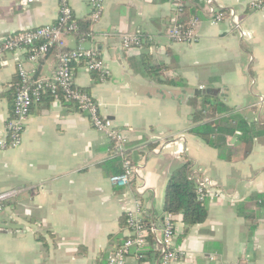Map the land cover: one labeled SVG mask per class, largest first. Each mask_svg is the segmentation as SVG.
<instances>
[{
    "label": "crops",
    "instance_id": "obj_1",
    "mask_svg": "<svg viewBox=\"0 0 264 264\" xmlns=\"http://www.w3.org/2000/svg\"><path fill=\"white\" fill-rule=\"evenodd\" d=\"M88 1L70 0L75 19L88 17ZM252 1L212 0L225 12L212 24L207 0H104L83 42L75 33L63 37L65 48L99 45L108 75L101 78L76 63L74 82L123 129L124 156L136 172L129 185L112 186L108 177L118 161L105 134L92 128L75 103L43 95L31 106L21 143L0 149V193L18 191L0 214V264H107L108 252L128 234L122 216L136 203L161 228L168 177L186 161L193 179L208 177L219 196L207 197L205 220L185 234L177 218L181 254L173 264H264V7L255 10ZM189 5L198 10V41L173 42L167 31ZM57 13V0L26 6L0 0V42L54 22ZM124 32L151 40L125 50ZM27 50L0 57V130L11 114L16 63L34 77H49L59 53L53 47L44 59L30 61ZM144 56L165 70L157 76L135 71L132 63ZM164 78L180 83L169 85ZM200 88L217 89L209 94L230 109L233 123L247 122L249 136L235 134L214 149L190 133L205 94H196ZM135 253L156 264L148 245L140 252L132 248L126 264L138 263Z\"/></svg>",
    "mask_w": 264,
    "mask_h": 264
},
{
    "label": "built area",
    "instance_id": "obj_2",
    "mask_svg": "<svg viewBox=\"0 0 264 264\" xmlns=\"http://www.w3.org/2000/svg\"><path fill=\"white\" fill-rule=\"evenodd\" d=\"M23 6L29 5L34 0H19ZM104 0H89V19L96 22L102 13ZM58 13L54 22L28 29L3 39L0 42V57L8 51L32 47L28 53L30 61H38L45 58L48 51L55 47L59 49L57 61L52 75L49 77H34L29 73L22 62L16 63L17 82L14 91L11 114L5 123V129L0 130V149H11L21 143L25 121L33 103L39 101L47 92H60L62 99L75 103L82 110L93 129L102 132L114 147V152L124 160L123 171L108 177L112 186L124 187L131 182L136 169L134 164L124 156V144L126 137L120 127L113 125L112 121L102 116L94 97L86 90L75 85L73 78V65L83 64L89 71H96L101 78L108 75L103 60L95 48H65L63 37L76 33L78 25L75 21L70 0H57ZM209 22L215 24L225 17V12L207 0ZM250 6L255 9L264 7V0H253ZM197 19L192 18L187 27L177 21L170 25L167 31L168 38L177 43H193L198 41L196 35ZM240 29V27H239ZM241 31V29H240ZM106 35V34H105ZM86 38L80 36L78 40L83 42ZM151 37L142 33L124 32L120 34L121 47L125 50L139 48L145 40ZM199 198L213 199L219 196V191L211 185L208 177L196 180ZM15 189L0 193V214L4 211L5 201L16 194ZM141 207L136 203L133 211L127 213L126 238L107 254V264H126V256L132 248L140 252L146 245L147 229L153 234V239L159 248V257L156 264H173L180 257V249L175 243V224L171 222L170 215H164L161 228L153 223L144 227L142 225Z\"/></svg>",
    "mask_w": 264,
    "mask_h": 264
},
{
    "label": "trees",
    "instance_id": "obj_3",
    "mask_svg": "<svg viewBox=\"0 0 264 264\" xmlns=\"http://www.w3.org/2000/svg\"><path fill=\"white\" fill-rule=\"evenodd\" d=\"M182 10V16L177 22L184 25V27H187L192 18L198 17V10L193 5H189V7L186 6L182 8ZM75 21L78 25V31L75 33L77 34V37L79 38L80 36H84L87 38L91 32V21L89 17L75 19ZM27 49L28 54L32 50V47H28ZM132 66L135 71L142 72L148 76H157V70H165L161 69V65H153L150 59L145 56L139 59V63L135 65L132 63ZM162 81L169 85L179 82L168 78H164ZM45 96H50L51 98H62V94L60 92L52 93L49 91L44 94V97ZM201 97L202 101L200 110L194 115V120L196 123L198 122V124L190 129V133L198 136L209 147L214 149H221L224 147L228 137H232L235 134H241L244 132V134L249 136V126L247 125V122L237 120L236 123H233L234 118L230 114V109L217 97H214L211 94H203ZM208 114H211L213 117H217L204 122L203 118L208 116ZM118 156L119 155H116L114 158L118 161V164L115 166L116 168L114 174H119L123 171L124 160ZM191 168V163L186 161L184 164L174 169L169 175L163 197V214L160 217V222H162L164 215H170V220L174 224L177 218L180 217L181 222L184 225V234L191 226L202 223L207 216V198H199L198 186L195 179H193V176L191 175ZM141 216L142 225H144V227L151 224L149 217L145 216L142 212ZM122 224L123 226H127V214L122 216ZM125 238L126 236L121 240ZM147 245L149 253L156 252L157 257H159V248L156 245L153 239V234L149 231V229H147L146 245L143 247L144 250ZM129 254L130 253H128L127 256ZM135 256H137L138 259L137 264H143V262L152 264L140 254L135 253Z\"/></svg>",
    "mask_w": 264,
    "mask_h": 264
},
{
    "label": "water",
    "instance_id": "obj_4",
    "mask_svg": "<svg viewBox=\"0 0 264 264\" xmlns=\"http://www.w3.org/2000/svg\"><path fill=\"white\" fill-rule=\"evenodd\" d=\"M96 50L100 51L99 45L96 46ZM195 92H196V94H202V93L209 94V93L217 92V89H212V88L203 89V88H200V89H197Z\"/></svg>",
    "mask_w": 264,
    "mask_h": 264
}]
</instances>
